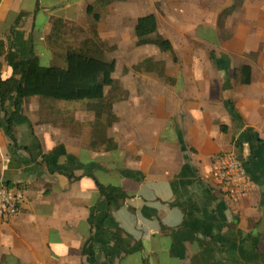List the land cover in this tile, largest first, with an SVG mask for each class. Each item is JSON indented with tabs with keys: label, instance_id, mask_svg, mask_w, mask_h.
Returning <instances> with one entry per match:
<instances>
[{
	"label": "crops",
	"instance_id": "1",
	"mask_svg": "<svg viewBox=\"0 0 264 264\" xmlns=\"http://www.w3.org/2000/svg\"><path fill=\"white\" fill-rule=\"evenodd\" d=\"M263 8L264 0H0L2 78L9 53L55 64L49 42L70 41L69 27L77 40L92 33L114 47L106 55L116 61L103 118L40 98L16 113L14 95L0 109V183L26 191L19 217L0 222V264H264V15L251 13ZM151 14L153 39L171 50L137 44V22ZM146 60L164 66L137 72ZM11 117L18 145L7 135ZM225 154L239 155L253 180L239 204L215 176ZM98 184L124 199L109 206Z\"/></svg>",
	"mask_w": 264,
	"mask_h": 264
},
{
	"label": "trees",
	"instance_id": "2",
	"mask_svg": "<svg viewBox=\"0 0 264 264\" xmlns=\"http://www.w3.org/2000/svg\"><path fill=\"white\" fill-rule=\"evenodd\" d=\"M236 6L227 10L225 14H229ZM91 9H89L90 13ZM95 21H99L95 16ZM60 26H55V34L61 33ZM157 19L151 14L140 18L135 28V35L138 39V45H156L162 51L171 50L170 42H158L153 39V35L157 32ZM54 36V34H53ZM54 38V37H53ZM51 45L61 44L60 40L49 42ZM66 46L65 44H63ZM92 45L86 43L82 48L76 49L66 47L64 51H60L57 55H61L63 62L61 65L57 63L46 66L39 62L35 57L26 61H20L18 57L9 53L6 56L7 65L11 71V75L2 78L0 74V109L5 111V104L9 97L15 96L14 107L18 113L24 100L29 98H40L47 102L70 103L84 105L87 111L95 113L98 118L106 115L108 103L105 98V88L114 87L115 79L113 74L116 70L115 60H106L96 57L92 51ZM164 65L156 63L153 60H146L142 64L135 67L137 72L143 71H159ZM243 73L248 77L242 78L241 83L249 84V68H243ZM54 113H58L52 108ZM2 122L0 120V128ZM13 117L7 120V135L13 141L14 145H18L15 137ZM99 133L95 134L98 135ZM7 185H11L8 184ZM101 195L105 197L108 205L119 204L124 196H116L107 193L100 184H98Z\"/></svg>",
	"mask_w": 264,
	"mask_h": 264
},
{
	"label": "built area",
	"instance_id": "3",
	"mask_svg": "<svg viewBox=\"0 0 264 264\" xmlns=\"http://www.w3.org/2000/svg\"><path fill=\"white\" fill-rule=\"evenodd\" d=\"M215 176L227 201L239 204L246 198L253 180L244 160L237 154H225L215 163ZM26 201L24 187L0 183V222L10 223L17 219Z\"/></svg>",
	"mask_w": 264,
	"mask_h": 264
},
{
	"label": "rangeland",
	"instance_id": "4",
	"mask_svg": "<svg viewBox=\"0 0 264 264\" xmlns=\"http://www.w3.org/2000/svg\"><path fill=\"white\" fill-rule=\"evenodd\" d=\"M252 10V9H251ZM257 12L258 15H261V13H263L264 15V8L262 10V12H260L259 10H252L251 13H255ZM70 29V36L72 37L70 41H66V42H62L61 41V44H58L56 45V48L58 50V53H60V51H64L66 47L70 46V47H73V48H76V49H79V48H82L86 43H89L92 45V51H94L96 57H100L102 59H106V60H110V56H107L106 53H111L115 48L114 47H110L108 45H103V43H101L100 41H97L94 39V35H92V33L89 35L91 36V39L89 38L87 41H81V40H77L75 39V37H78V33L73 29V27H69ZM63 44H65L66 46H64ZM57 53V54H58ZM63 59L64 58H61V55H57L55 57V63H57L58 65H61L62 62H63ZM43 65H45V60L42 62ZM125 66L122 64V62H120V65H119V70L120 71H123ZM124 72V71H123ZM122 72V75L127 77L128 76V73L126 71V74H124ZM58 104H65V103H60V102H56ZM78 106H81L82 108H85L84 105H78ZM109 109L106 108V114H109ZM106 120V118H105ZM153 264H155L154 260H153Z\"/></svg>",
	"mask_w": 264,
	"mask_h": 264
}]
</instances>
